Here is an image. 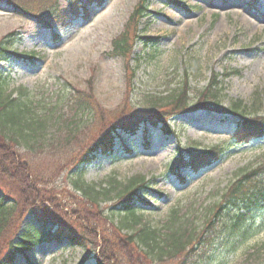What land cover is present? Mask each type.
I'll return each instance as SVG.
<instances>
[{
	"label": "rangeland",
	"instance_id": "1",
	"mask_svg": "<svg viewBox=\"0 0 264 264\" xmlns=\"http://www.w3.org/2000/svg\"><path fill=\"white\" fill-rule=\"evenodd\" d=\"M72 1L32 0L30 5L20 0L32 14L24 15L0 0V41L11 43V55L0 62L4 97L11 94L14 98L26 90L35 112L43 115L54 109L52 120L59 116L60 122H65L72 117L70 93L88 92V82L100 111L109 117L122 113L127 105L138 109L155 105L152 100L169 95L183 81H187L189 99L194 103L210 77L217 75L222 81V108L234 101L246 106L258 103L259 113H264V0H149L145 17L138 22L137 36L158 41L136 40L128 64L110 54L111 42L124 31L140 0L85 3L86 12L78 11L76 16L70 12ZM36 16L50 27H44ZM126 66L135 70L134 77L130 78ZM232 71L237 73L223 78ZM239 122L234 115L200 110L171 118L170 134L141 124L134 136H123V147L118 143L109 155L97 153L83 168V180L105 188L107 198L112 199L103 198L100 209L114 220L117 216L110 208L115 194L133 178H143L147 185L139 194L148 204L140 210L143 222L160 227L175 211L188 221L189 230L199 234L209 207L234 174L264 166V138L236 143L233 135ZM100 132L91 127L82 131L88 135L87 142ZM142 136L148 137L147 148ZM52 139L61 142L60 135L51 136L49 131L41 145H17L34 168L47 176L70 159H63L64 153ZM213 146L224 149L221 161L197 174L181 171L184 181L171 172L178 148L201 152ZM126 149L132 153L127 154ZM79 171L64 169L53 186L72 189ZM249 214L255 227L261 228L259 233L227 254V248L239 243L241 237L230 236L228 222L233 214L229 213L203 234L188 263L264 264V206ZM48 228L25 217L21 229L37 234L41 241L27 253V259L18 256L16 264H95L93 258L85 259V250L67 240L46 242ZM184 262L178 256L154 264Z\"/></svg>",
	"mask_w": 264,
	"mask_h": 264
},
{
	"label": "trees",
	"instance_id": "2",
	"mask_svg": "<svg viewBox=\"0 0 264 264\" xmlns=\"http://www.w3.org/2000/svg\"><path fill=\"white\" fill-rule=\"evenodd\" d=\"M4 1L16 11L32 15L20 0ZM26 1L33 4L32 0ZM148 1L138 2L124 31L111 42L110 54L126 59V64L131 60L136 40L157 44L158 39L137 36V25L145 17ZM82 2L100 5L103 0H73L70 3L71 14L78 13ZM36 18L44 27H48L46 20ZM54 21L63 20L55 18ZM9 46L11 43L7 44L4 39L0 41V62L11 55ZM126 68L130 78L134 77L135 70L128 66ZM236 73H225L223 78ZM221 85L218 76L212 75L197 100L191 103L188 83L183 81L169 95L152 100L155 105L142 109L127 105L122 113L108 117L100 111L91 92L92 85L88 82V92L72 90L69 95L72 117L60 122L59 116L52 120L54 109L43 115L35 112L26 90H20L14 98H11V94L4 97L0 84V264H16L18 256L27 259V253L41 241L37 234L21 229L26 216L30 221H38L41 228L49 226L45 232L46 242L67 240L71 246L85 250L88 253L85 259L91 257L95 264H154L155 261L163 262L165 257L171 260L178 256L184 258V264H189L188 260L203 241V234L213 230L229 213L233 214L228 222L230 236L236 234L241 237L239 243L235 242L236 245L231 244L227 248V254L234 253L241 244L259 233L261 228L255 227L249 213L264 206V166L243 169L234 174L219 194V199L209 207L199 234L189 230L188 221L179 218L175 211L160 227L143 222L140 210L148 205L139 194L147 185L143 178H133L115 194V204L110 208V213L117 216L114 220L100 209L103 198L112 199L107 198L105 188L83 180V168L93 162L96 154H111L116 144L122 145L123 135L134 134L139 129L140 122L170 134L172 131L168 121L171 118L207 110L239 118L234 133L236 143L247 144L263 139L264 113H259L258 103L246 106L241 101H234L228 108H222ZM89 127L101 132L94 140L87 142L88 135L82 131ZM49 131L51 136L60 135V143L54 139L51 141L60 147L64 153L63 159H70L63 168L59 165L47 176V172L42 173L34 168L17 145L32 148L41 145ZM80 135L86 136L85 140ZM127 153L131 154L132 151L127 150ZM223 157L224 149L218 146L201 152L190 149L185 152L178 148L171 172L184 181L181 171L197 174ZM66 168L80 171L72 189H57L53 181Z\"/></svg>",
	"mask_w": 264,
	"mask_h": 264
}]
</instances>
